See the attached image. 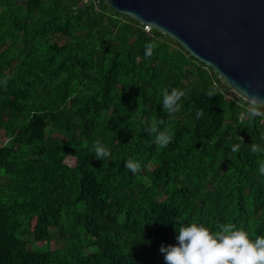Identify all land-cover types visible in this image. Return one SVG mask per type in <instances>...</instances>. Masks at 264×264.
I'll use <instances>...</instances> for the list:
<instances>
[{
    "label": "trees",
    "instance_id": "trees-1",
    "mask_svg": "<svg viewBox=\"0 0 264 264\" xmlns=\"http://www.w3.org/2000/svg\"><path fill=\"white\" fill-rule=\"evenodd\" d=\"M81 1L0 0V264H165L160 246L192 223L264 236V107L251 116L173 40Z\"/></svg>",
    "mask_w": 264,
    "mask_h": 264
},
{
    "label": "water",
    "instance_id": "water-1",
    "mask_svg": "<svg viewBox=\"0 0 264 264\" xmlns=\"http://www.w3.org/2000/svg\"><path fill=\"white\" fill-rule=\"evenodd\" d=\"M105 1L173 40L243 101L264 107V0Z\"/></svg>",
    "mask_w": 264,
    "mask_h": 264
},
{
    "label": "clouds",
    "instance_id": "clouds-1",
    "mask_svg": "<svg viewBox=\"0 0 264 264\" xmlns=\"http://www.w3.org/2000/svg\"><path fill=\"white\" fill-rule=\"evenodd\" d=\"M156 47L155 42H148L144 48V56L151 57ZM208 95L211 96L213 93L209 92ZM183 97H185L183 89L165 88L162 91V109L169 116L180 112ZM250 99L254 103H261L255 96ZM260 114L257 110L250 115L255 117ZM200 115L198 111L196 116ZM152 131L156 133V142L161 147L170 142V134L167 131H160L158 125L154 124ZM241 144L240 138L239 142L232 145L231 151L237 152ZM90 150L97 160L102 161L110 155L108 148L100 140L95 141ZM251 151L264 153V146L252 143ZM125 167L136 173L141 165L139 162L129 160ZM258 173L264 176V162L259 164ZM175 233V244L161 245L159 248L165 264H264V236L250 238L246 231L231 226L213 232L199 223L181 226Z\"/></svg>",
    "mask_w": 264,
    "mask_h": 264
},
{
    "label": "rangeland",
    "instance_id": "rangeland-1",
    "mask_svg": "<svg viewBox=\"0 0 264 264\" xmlns=\"http://www.w3.org/2000/svg\"><path fill=\"white\" fill-rule=\"evenodd\" d=\"M236 95L234 94V92L232 90H230L227 94H226V97L228 98H232V97H235ZM247 108L250 110V111H256L255 107L253 106V104L250 103V105H247ZM67 164H70V165H74V162L73 161H70V160H66ZM35 227V219H32L31 220V228L32 230L34 229ZM35 246H41V247H49V248H54L56 247V243L51 240V241H47L45 243H34Z\"/></svg>",
    "mask_w": 264,
    "mask_h": 264
},
{
    "label": "built area",
    "instance_id": "built-area-1",
    "mask_svg": "<svg viewBox=\"0 0 264 264\" xmlns=\"http://www.w3.org/2000/svg\"><path fill=\"white\" fill-rule=\"evenodd\" d=\"M82 4H85V5H90L92 6L93 10L98 12L101 10L102 8V5L103 4H106V1L105 0H82L81 1ZM145 32L149 33L150 30L152 29L150 26L148 25H145L143 26Z\"/></svg>",
    "mask_w": 264,
    "mask_h": 264
}]
</instances>
